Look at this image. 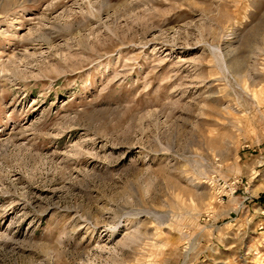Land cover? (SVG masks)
Returning <instances> with one entry per match:
<instances>
[{"label": "rangeland", "instance_id": "rangeland-1", "mask_svg": "<svg viewBox=\"0 0 264 264\" xmlns=\"http://www.w3.org/2000/svg\"><path fill=\"white\" fill-rule=\"evenodd\" d=\"M0 264H264V0H0Z\"/></svg>", "mask_w": 264, "mask_h": 264}]
</instances>
